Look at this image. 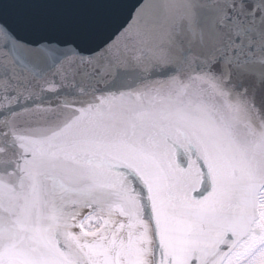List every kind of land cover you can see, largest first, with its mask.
<instances>
[{
  "label": "snow or ice",
  "instance_id": "obj_1",
  "mask_svg": "<svg viewBox=\"0 0 264 264\" xmlns=\"http://www.w3.org/2000/svg\"><path fill=\"white\" fill-rule=\"evenodd\" d=\"M0 264H264V0H0Z\"/></svg>",
  "mask_w": 264,
  "mask_h": 264
},
{
  "label": "water",
  "instance_id": "obj_2",
  "mask_svg": "<svg viewBox=\"0 0 264 264\" xmlns=\"http://www.w3.org/2000/svg\"><path fill=\"white\" fill-rule=\"evenodd\" d=\"M131 2H135V0H131Z\"/></svg>",
  "mask_w": 264,
  "mask_h": 264
}]
</instances>
